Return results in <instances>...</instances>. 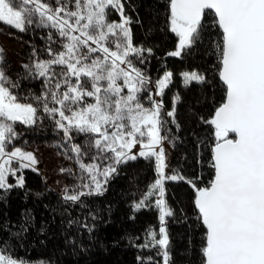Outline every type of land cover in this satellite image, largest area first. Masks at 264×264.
<instances>
[{
    "label": "snow or ice",
    "instance_id": "1",
    "mask_svg": "<svg viewBox=\"0 0 264 264\" xmlns=\"http://www.w3.org/2000/svg\"><path fill=\"white\" fill-rule=\"evenodd\" d=\"M166 7L169 30L179 38L168 56L181 57L213 30L219 37L214 42L217 74L225 91L223 102L204 120L213 135L209 185L199 187L176 171L165 172L162 141L168 137L162 132L168 131L167 121L161 116L163 101L154 95H163L173 74L158 78L153 94V82L133 60L144 63L152 49L133 44L132 20L122 0H55L54 6L51 0H0L3 25L19 32L33 26L54 29L58 38L49 32L48 58H38L33 50L30 63L21 66V78L42 79V91L31 102L13 91L19 79L7 73L0 55V190L23 188V175L17 173L29 167L37 171L32 153L8 149L19 135L15 125L31 128L47 119L63 133V154L79 169V183L62 191L65 203L84 207L82 197L103 194L118 165L154 157L156 179L133 208L146 206L158 190L161 226L140 247L155 248L163 264H169L165 218L173 212L162 199L164 183L183 181L194 191L196 219L205 229L201 264H264V0H166ZM112 11L119 21L109 19ZM57 43L59 48H53ZM182 76L186 86L206 82L195 71ZM178 99L166 113L173 123ZM77 137L82 142H75ZM137 144L141 150L132 153ZM14 161L18 167L12 166ZM60 171L73 174L70 168ZM9 175L16 177V184L8 183ZM0 264L25 262L0 250Z\"/></svg>",
    "mask_w": 264,
    "mask_h": 264
},
{
    "label": "trees",
    "instance_id": "2",
    "mask_svg": "<svg viewBox=\"0 0 264 264\" xmlns=\"http://www.w3.org/2000/svg\"><path fill=\"white\" fill-rule=\"evenodd\" d=\"M51 1L55 4V0ZM122 3L125 15L132 20L133 44L152 49L151 55L145 54L144 63L133 60L153 82L149 85L153 94L155 81L165 72L173 74L161 96V116L167 121L168 129L162 132L168 137L163 142L171 150L166 174L176 171L194 179L199 187H206L214 175L210 166L213 135L211 126L204 120L210 119L223 102L225 91L217 74L218 53L214 42L219 37L213 30L181 57L168 56L179 38L169 30L166 0H122ZM211 18L210 14L206 15L205 22L210 24ZM109 19L119 21L120 17L112 11ZM31 30L29 38L21 40V55L28 63L33 50L38 58H48L45 49L49 32L58 39L54 29H34L32 33ZM52 47L58 49L59 44ZM22 71L21 67L9 71L13 80L19 79V88L13 90L21 99L27 97L24 102H31L32 96L42 91V79L21 78ZM193 71L204 75L206 82L192 81L186 86L182 73ZM176 97L179 99L175 100L173 123L166 113L172 110ZM24 130L37 143L56 139L63 143V133L50 120ZM75 142H80V137ZM21 174L23 188L0 190V250L5 254L24 262L44 264H163L155 248L140 247L150 241L148 233L158 232L161 226L156 207L158 190L146 201V206L138 211L133 208L156 179L154 157H138L118 165L103 194L82 197L84 207L65 203L38 171L25 168ZM164 188L162 199L173 212L165 218L170 241L169 264H201L205 229L196 219L194 191L183 181L166 180Z\"/></svg>",
    "mask_w": 264,
    "mask_h": 264
},
{
    "label": "rangeland",
    "instance_id": "3",
    "mask_svg": "<svg viewBox=\"0 0 264 264\" xmlns=\"http://www.w3.org/2000/svg\"><path fill=\"white\" fill-rule=\"evenodd\" d=\"M52 3L54 6V2ZM34 27L35 26L30 27L28 29L29 31L27 30L26 32H19L18 30L12 29L9 26L0 23V48L3 49V52L0 53V55H3L5 62L8 66L7 68L8 74L11 68L21 67L22 65L29 62L27 61V59L22 58L23 56L21 54L23 51V47L21 40H24L25 37L26 39L29 38L30 29H32L31 33L34 31V29H38L39 31H42L41 29H45V30L47 29L42 27H35V28ZM163 75L161 76V78L163 77ZM154 99L160 101L161 96L154 95ZM15 127L19 135L12 142V144L8 146V149L11 150L13 147H19L24 152L32 153L37 160V164L34 165V167L42 175L43 180L52 190H54L55 192H57L62 196V191L66 186L72 188L77 183H79V181L76 179V176L79 174L78 166L75 164L73 159H69L63 154L64 149L61 147V145H63L61 141L56 139V140H50L49 142H45V143H37L24 130L25 128L24 125H20L19 123H17ZM82 140L83 137H80V142H82ZM162 147L164 148L165 163L167 165L171 156V150L169 146L163 141H162ZM140 150H141V146L137 144L133 147L132 153H138ZM155 150L158 151L159 149L156 148ZM69 155H71V153H69ZM25 163L27 162L25 161ZM12 166L18 167V164L14 161ZM62 168L72 169L73 174L70 175L67 172L62 173L60 171ZM165 172L167 173V167L165 169ZM17 176H19V172L17 173ZM8 183L10 184L16 183V177L9 175ZM158 198H160L159 195ZM25 264H44V263L25 262Z\"/></svg>",
    "mask_w": 264,
    "mask_h": 264
}]
</instances>
